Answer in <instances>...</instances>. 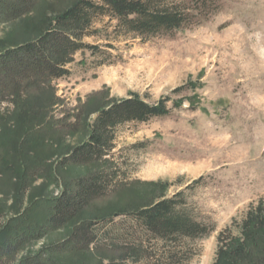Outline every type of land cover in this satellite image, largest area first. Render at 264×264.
Here are the masks:
<instances>
[{
    "label": "rangeland",
    "instance_id": "rangeland-1",
    "mask_svg": "<svg viewBox=\"0 0 264 264\" xmlns=\"http://www.w3.org/2000/svg\"><path fill=\"white\" fill-rule=\"evenodd\" d=\"M74 1L37 0L23 16L0 23V51L35 40ZM211 1L202 11H186L193 17L188 25L150 37L125 31L118 18L101 14L82 38L86 46L66 65L67 74L36 84L23 81L21 97L38 99L26 115L42 118L32 125L23 118L30 128L17 141L23 144L17 153L25 168L22 187L15 189L14 170H0V225L30 206L29 214L44 216L49 199L100 167L113 177L84 217L139 207L166 185L168 196L182 192L186 208L199 221L214 224V230L178 246L143 238L144 230L129 215H119L100 225L104 237L94 250L63 254V260L222 264L217 262L220 232L237 236L250 207L264 203V0ZM131 92L149 102L168 95L183 104L174 107L171 101L167 115L118 125L112 148L95 164H59L66 150L81 143L97 106ZM12 97L8 94L0 105L7 118L14 112ZM14 125L13 120L0 123V164L12 153L2 147L1 136ZM73 225L28 243L17 258L63 240Z\"/></svg>",
    "mask_w": 264,
    "mask_h": 264
},
{
    "label": "trees",
    "instance_id": "trees-1",
    "mask_svg": "<svg viewBox=\"0 0 264 264\" xmlns=\"http://www.w3.org/2000/svg\"><path fill=\"white\" fill-rule=\"evenodd\" d=\"M36 1L0 0V23L23 16L34 7ZM183 1L178 3L177 0H75L55 14L46 31L35 40L0 51V105L11 93L15 105L14 112L9 118L0 113V123L8 125L11 120L15 123L10 133L1 136L2 147L12 153L10 157H7V154L2 157L0 170L15 171L19 179L15 189L22 187L26 176L25 168L22 163L20 164L17 154L23 145L17 144L21 138L20 133L30 128L27 125L28 121L24 122L23 118L32 121L30 125L42 118L30 115L34 110L30 108L37 106L38 99L33 96L21 97L23 81H27V85L36 84L53 76L67 74L66 65L73 60L76 51L86 46L82 38L93 19L101 14L109 13L118 18L125 31L150 37L188 25L193 19L192 14L186 13L188 9L202 11L209 8L213 2ZM184 87V85L177 87L173 92L177 93ZM171 101L174 107L183 104L182 101L178 102L168 95L162 96L156 102H149L138 92H131L128 97L122 99L102 102L96 108L94 122L86 124V133L81 143L66 150L59 164L86 166L97 163L112 148L114 130L118 125L128 121L145 122L155 116L167 115L172 108L168 104ZM1 109L0 106V112ZM28 112H31L30 117L26 115ZM26 137L27 135L23 137L24 140ZM40 143L39 141L36 144ZM112 177V174L106 173L100 167L90 170L73 179L59 196L49 199L44 216H38L37 219L34 213L29 214L32 210L30 206L24 213L15 215L0 225V264H87L65 261L61 255L94 250L92 246L104 235L100 225L113 221L112 219L119 215H129L131 221L144 230L143 238H156L178 246H182L185 239L206 237L214 230V224L199 221L194 213L186 208L182 192L168 196L166 185L153 190L146 198V203L139 207L84 217L82 212L105 192ZM72 223L74 225L71 233L63 240L49 244L38 252L17 258L28 243L38 241L50 231ZM224 235L225 231H222L218 236V263L264 264L263 201L250 207L240 223L237 236ZM126 251H122L121 255H126L128 253Z\"/></svg>",
    "mask_w": 264,
    "mask_h": 264
}]
</instances>
